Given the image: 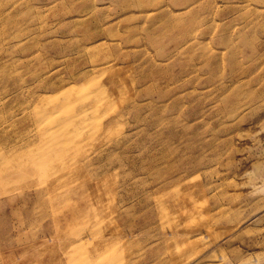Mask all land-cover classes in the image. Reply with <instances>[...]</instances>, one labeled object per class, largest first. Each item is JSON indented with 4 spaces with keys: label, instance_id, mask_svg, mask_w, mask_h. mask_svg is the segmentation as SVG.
I'll return each mask as SVG.
<instances>
[{
    "label": "rangeland",
    "instance_id": "obj_1",
    "mask_svg": "<svg viewBox=\"0 0 264 264\" xmlns=\"http://www.w3.org/2000/svg\"><path fill=\"white\" fill-rule=\"evenodd\" d=\"M0 264H264V0H0Z\"/></svg>",
    "mask_w": 264,
    "mask_h": 264
}]
</instances>
